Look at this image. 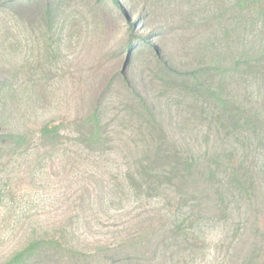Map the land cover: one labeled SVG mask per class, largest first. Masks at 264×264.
<instances>
[{"label":"rangeland","instance_id":"obj_1","mask_svg":"<svg viewBox=\"0 0 264 264\" xmlns=\"http://www.w3.org/2000/svg\"><path fill=\"white\" fill-rule=\"evenodd\" d=\"M5 1L0 0V84L8 86L10 126L35 134L45 122L86 119L101 95L111 104L114 122L113 147L106 152L88 151L69 137L56 149L0 154V261L35 234L62 224L85 242L113 241L138 218L177 210L176 187L149 195L129 186L126 174L137 171L153 138L124 104L133 98L132 90L151 100L182 152L198 157L223 150L228 144L223 135L193 110L183 91L158 78L161 71L190 72L234 54L223 37L231 25L220 19L222 0H120L119 5L60 0L50 25L39 4L18 7ZM131 40L144 50L132 54ZM247 150L251 156L250 146ZM253 154L264 169V147H255ZM85 192L89 201L81 205ZM248 208L241 198L227 218L203 223L208 250L194 264L232 263Z\"/></svg>","mask_w":264,"mask_h":264},{"label":"trees","instance_id":"obj_2","mask_svg":"<svg viewBox=\"0 0 264 264\" xmlns=\"http://www.w3.org/2000/svg\"><path fill=\"white\" fill-rule=\"evenodd\" d=\"M115 3L119 5L120 0ZM222 3L220 19L231 25L223 31L226 50L235 49L234 54L190 72L161 71L158 78L169 89L183 91L193 110H199L197 114L223 135L228 143L223 150L212 155L206 151L198 157L194 152H182L151 100L132 90L133 98L124 104L153 138L146 157L136 172H127L126 180L137 194L153 195L165 187H176L173 200L177 210L138 218L118 230L113 241L85 242L73 228L62 224L35 234L0 264H194L208 250L203 223L227 218L233 202L241 198L248 200L249 208L238 228L231 264H264V169L253 158L255 147H264V0ZM5 4H39L37 9L44 11L48 25L61 8L60 0H7ZM253 32L260 35L259 40L247 38ZM143 43L157 48L146 40ZM133 45L131 40L132 54L144 50ZM7 91L6 82L0 84V154L19 153L23 148L56 149L69 137L91 152L112 149L114 119L109 117L111 104L104 95L86 119L45 122L37 133L30 134L11 127L6 120L10 111ZM210 135L206 134L208 138ZM247 146L251 156L245 151ZM83 194L79 197L81 205L90 196ZM100 198L102 202L103 195Z\"/></svg>","mask_w":264,"mask_h":264}]
</instances>
